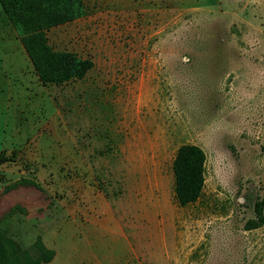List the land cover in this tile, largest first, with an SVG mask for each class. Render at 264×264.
Returning a JSON list of instances; mask_svg holds the SVG:
<instances>
[{"label":"rangeland","instance_id":"rangeland-1","mask_svg":"<svg viewBox=\"0 0 264 264\" xmlns=\"http://www.w3.org/2000/svg\"><path fill=\"white\" fill-rule=\"evenodd\" d=\"M85 2L46 32L93 63L61 85L0 7V227L47 264H264V222L243 229L264 195V0ZM184 144L206 160L180 207Z\"/></svg>","mask_w":264,"mask_h":264},{"label":"trees","instance_id":"trees-1","mask_svg":"<svg viewBox=\"0 0 264 264\" xmlns=\"http://www.w3.org/2000/svg\"><path fill=\"white\" fill-rule=\"evenodd\" d=\"M3 16L19 38L38 80L43 84L61 85L82 79L93 67L89 59L73 53L53 50L46 32L86 15L85 0H0ZM205 154L193 144L177 148L172 161L174 197L180 207L195 202L204 184ZM264 195L254 202V217L243 226L245 231L260 228L264 222ZM54 251L36 238L31 249H21L0 227V264H47Z\"/></svg>","mask_w":264,"mask_h":264},{"label":"crops","instance_id":"crops-1","mask_svg":"<svg viewBox=\"0 0 264 264\" xmlns=\"http://www.w3.org/2000/svg\"><path fill=\"white\" fill-rule=\"evenodd\" d=\"M89 224H93V222H90ZM93 228L95 229V228H96V226L94 225V226H93Z\"/></svg>","mask_w":264,"mask_h":264}]
</instances>
